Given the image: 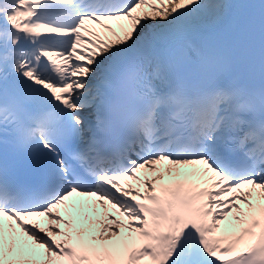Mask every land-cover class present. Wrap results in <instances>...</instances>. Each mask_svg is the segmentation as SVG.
<instances>
[{"label": "snow or ice", "instance_id": "obj_1", "mask_svg": "<svg viewBox=\"0 0 264 264\" xmlns=\"http://www.w3.org/2000/svg\"><path fill=\"white\" fill-rule=\"evenodd\" d=\"M0 264H264V0H0Z\"/></svg>", "mask_w": 264, "mask_h": 264}, {"label": "bare ground", "instance_id": "obj_2", "mask_svg": "<svg viewBox=\"0 0 264 264\" xmlns=\"http://www.w3.org/2000/svg\"><path fill=\"white\" fill-rule=\"evenodd\" d=\"M109 23L112 24V27L116 30V32L120 31L119 24L117 22H109ZM97 30L100 31L103 35H107V36H111L112 35V33L108 32L107 30H103V29H99V28ZM129 183L132 184L133 186H135V182L130 181ZM125 186H127V185H125ZM81 200L82 199H79L78 201H81ZM83 201H88L91 204L94 201V198H85V199H83ZM62 214H63V212H62ZM88 214L93 220L98 218L96 216V214L91 211V208L88 209ZM92 215H93V217H92ZM40 219L41 218H36V220H40ZM61 227H63V225H61Z\"/></svg>", "mask_w": 264, "mask_h": 264}]
</instances>
